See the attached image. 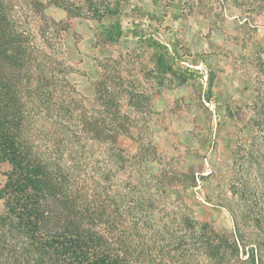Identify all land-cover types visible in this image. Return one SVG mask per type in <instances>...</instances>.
I'll use <instances>...</instances> for the list:
<instances>
[{
    "label": "trees",
    "instance_id": "trees-1",
    "mask_svg": "<svg viewBox=\"0 0 264 264\" xmlns=\"http://www.w3.org/2000/svg\"><path fill=\"white\" fill-rule=\"evenodd\" d=\"M70 1L50 3L66 9ZM263 4L251 0V12ZM46 8L38 0H0V164L11 165L0 189V264H264V105L248 125V170L236 158L230 198L214 204L230 214L232 229L179 215L178 207L169 216L145 179L147 186L119 189L106 172V160L124 161L118 135L125 128L107 126L100 111L78 110L66 90V68L34 34L39 26L49 36L58 25ZM93 9L78 15L111 19L110 39L124 34L120 4L113 11ZM76 110V130L86 139L81 155L66 145L65 123ZM192 178L190 186L197 187ZM155 187L156 196L165 193L164 185Z\"/></svg>",
    "mask_w": 264,
    "mask_h": 264
},
{
    "label": "rangeland",
    "instance_id": "rangeland-1",
    "mask_svg": "<svg viewBox=\"0 0 264 264\" xmlns=\"http://www.w3.org/2000/svg\"><path fill=\"white\" fill-rule=\"evenodd\" d=\"M38 1L58 25L49 36L36 27L37 43L66 68V90L78 110L100 111L107 126L125 128L118 135L124 161L104 164L111 180L119 189L147 181L169 216L178 207L179 215L231 230L230 214L214 204L230 198L235 159L248 170V125L264 105V4L251 12V0H94L87 6L71 0L66 9ZM118 4L124 30L118 39L107 36L111 19L78 15ZM78 114L65 123L66 145L81 155L86 139L76 130ZM10 171L9 162L0 164V189ZM192 177L197 187L190 186ZM159 183L166 190L156 196Z\"/></svg>",
    "mask_w": 264,
    "mask_h": 264
}]
</instances>
